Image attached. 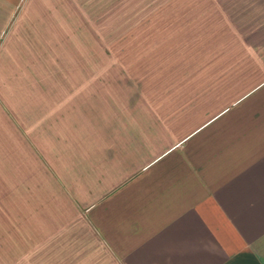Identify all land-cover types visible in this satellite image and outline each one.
<instances>
[{"label":"crops","instance_id":"1","mask_svg":"<svg viewBox=\"0 0 264 264\" xmlns=\"http://www.w3.org/2000/svg\"><path fill=\"white\" fill-rule=\"evenodd\" d=\"M0 264H264V0H0Z\"/></svg>","mask_w":264,"mask_h":264},{"label":"rangeland","instance_id":"2","mask_svg":"<svg viewBox=\"0 0 264 264\" xmlns=\"http://www.w3.org/2000/svg\"><path fill=\"white\" fill-rule=\"evenodd\" d=\"M171 41L165 43L158 51L147 56L137 70L129 72L126 77L121 78V81H126L127 88L122 91V94H134L139 87L142 86L141 81L155 80L159 82L166 78H171ZM140 81V82H139ZM137 82H139L137 84ZM118 90L117 92H119Z\"/></svg>","mask_w":264,"mask_h":264}]
</instances>
